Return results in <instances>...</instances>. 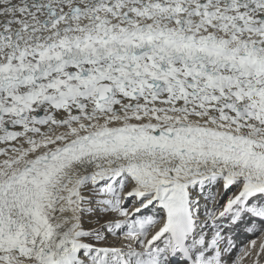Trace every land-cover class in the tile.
Instances as JSON below:
<instances>
[{"label":"snow or ice","instance_id":"6c2138e0","mask_svg":"<svg viewBox=\"0 0 264 264\" xmlns=\"http://www.w3.org/2000/svg\"><path fill=\"white\" fill-rule=\"evenodd\" d=\"M0 264H264V0H0Z\"/></svg>","mask_w":264,"mask_h":264},{"label":"bare ground","instance_id":"6f19581e","mask_svg":"<svg viewBox=\"0 0 264 264\" xmlns=\"http://www.w3.org/2000/svg\"><path fill=\"white\" fill-rule=\"evenodd\" d=\"M251 239V237L245 233H240L238 236H237V241L240 242V241H244V242H247V240ZM236 252L233 253V255L235 254Z\"/></svg>","mask_w":264,"mask_h":264}]
</instances>
